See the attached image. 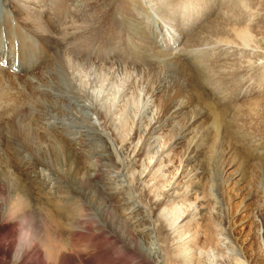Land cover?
I'll return each mask as SVG.
<instances>
[{"label": "rangeland", "instance_id": "rangeland-1", "mask_svg": "<svg viewBox=\"0 0 264 264\" xmlns=\"http://www.w3.org/2000/svg\"><path fill=\"white\" fill-rule=\"evenodd\" d=\"M10 1L0 0V86L16 100L0 103V164L6 162L0 166L1 203L15 181L27 184L34 198L46 193L70 207L75 203L89 225L52 229L54 240L81 248L90 239L103 251L95 255L100 264L110 254L124 257L122 264H163L177 227L164 220L174 215L175 205L187 206L194 220L209 218L222 248L210 252L215 262L227 264L237 254L248 264H264V0H24L27 9L36 7L32 19L46 23L49 41L17 24ZM50 6L57 9L55 18ZM243 30L247 43L237 36ZM57 48L67 51L68 73L89 81L97 100L117 106L112 111L122 115L119 127L126 123L124 144L113 129L103 128L95 102L72 90L74 80L57 61ZM74 48L84 54H68ZM24 81L33 83L35 95L28 96ZM133 97L140 98V108L132 105ZM165 103L177 106L180 116L164 117L163 130L149 134ZM21 105L28 117L37 116L32 130L59 136L11 140L10 128L25 126L13 114ZM161 138L173 152L156 191L163 203L157 205L147 188L158 180L147 173L161 154ZM146 139L145 150L154 156L150 163L138 160ZM174 197L179 204L171 203ZM29 213L16 219L15 228L29 226L45 237L48 223ZM133 234L140 253L131 259L124 244L132 245ZM11 235L12 230L0 236L1 248ZM74 261L67 256L61 264Z\"/></svg>", "mask_w": 264, "mask_h": 264}, {"label": "bare ground", "instance_id": "bare-ground-1", "mask_svg": "<svg viewBox=\"0 0 264 264\" xmlns=\"http://www.w3.org/2000/svg\"><path fill=\"white\" fill-rule=\"evenodd\" d=\"M3 1H4L3 3H5V0H3ZM10 2H11V7H13L14 10H17V19H16L17 24H19L20 26L23 25L24 27H27L28 30H30L33 33V35L36 36V37L35 36L34 37L38 38V40H39V38L41 40H45V41L52 40L47 35V33L50 34V31L47 29L46 23H44V21L41 20L40 18H39V20L38 19H32V18H34V13L36 11V7L33 9H27L25 6L27 1H24V0H11ZM93 2H95V1H93ZM97 3H99V2H97ZM95 6H96V4H94V6H91V8H93ZM183 6H185L184 2L180 4V7H183ZM97 7H98V4H97ZM50 9H51L52 18L53 17L55 18L56 12H57L56 7L50 6ZM95 10H97V9L95 8ZM189 12H191V8H189V6H188V13ZM186 16H188V15H186ZM235 29H237V28H235ZM245 32H247V31H244V32L239 31V32H237V33H239V34H237V36L239 37V39L242 38L246 42L248 39V35H247L248 32L247 33H245ZM84 34H86V32ZM87 34H89V33L87 32ZM231 35H233V34H230V37H232ZM43 37H45V38L47 37V38L44 39ZM79 37H81V36H79ZM87 38H89V37H87ZM236 38L237 37H235V39ZM23 42H28V40H26V38H25ZM57 42L53 41V43L59 44ZM80 42H83V43H81L82 45L87 43L84 36H83V38H80L79 43ZM241 43H239V44H241ZM248 44H251V43H248ZM78 46L80 47V44ZM241 46H242V44H241ZM64 48H57L54 51H56L55 56H56L57 61L61 62V64H62L61 66L63 67L64 71H66V73L69 74L70 77H72V79L74 80V83L70 84L72 90L75 93H81V94L86 95L87 97L90 98V100H89L90 102H92V103L95 102V104H94L95 111L97 113L99 120L101 121L103 128H105V130H109V131H111L113 129V131H114L113 134L115 135V139H117L120 144H124L126 142L127 129H124L123 127L125 126L126 123L124 125H121V127H119L117 122L120 120L122 115H119L118 111H112L113 107L116 108L117 106H114V102H111L110 104H108L102 99L97 100V97L99 94L96 92L97 90H95V88L90 89V83H88L89 81L87 82V81H83V80L79 79L78 76L73 75L74 71H73V73L67 72V68H69V66L65 67V63L67 61L65 58L67 56L66 55L67 49L65 48L66 50H64ZM247 48H248V46H247ZM247 48L245 47V49H247ZM75 50H76V52L78 50L80 54H84L83 53L84 51L82 52L83 49L81 50V49H75V48H74V50L69 51L68 54L69 53L74 54ZM69 62L70 61H68V63ZM127 75H129V74H127ZM134 80H135V78H134ZM24 83L26 84V88L29 92L28 96L35 95V90L31 88V85L33 83L27 82V81H24ZM134 83H135V81H134ZM103 86H104V83L102 82L100 84V86H98V88L101 89ZM28 87H29V89H28ZM124 87L125 86L123 85L122 90L124 89ZM4 89L5 88H1V86H0V103L2 101H4V102L15 101L16 99L12 95H10V97L5 95L6 91L4 92L3 91ZM121 92H123V91H121ZM43 93H44V95H43ZM117 93H119V90H117ZM149 93H151V92H149ZM127 94H130V92H128ZM127 94L125 96H128ZM39 95H42V98H45L46 100L49 99L48 97L51 96V94H49L45 91H42L41 94H39ZM59 98L62 100L61 96ZM150 98H152V97L150 96ZM139 99H135V97L131 98V100H133L132 105L136 108H140L139 106L141 105L140 104L141 102ZM68 100L69 99H67V97H66V99L64 101L69 102ZM128 100H130V99H128ZM128 100L126 102H128ZM13 105H12V109H13V107H15ZM159 109H160V114L158 116L159 118L154 123L157 126L153 124L151 126V132L149 134H152V135L155 134L156 135V134L160 133V129L164 125L163 122H164L165 118L173 119V118L179 117L180 113H181V110L177 106H173V105L167 104V103L159 105ZM121 111L122 110H120V112ZM13 114L16 117H18V116L21 117L22 123H25L24 124L25 126H17L16 124H14V126H12V128H10L11 129V135H10L11 137L10 138L13 141L23 138L24 140L29 142L31 136H36L39 140L42 141V139H44V138L47 139L48 136H50L52 138H57L59 136V135H57V133L50 132V131L48 132V134H43V132L32 130L30 128V124H32V123L37 124V121L34 120L35 118H37V116H35V118H33L32 116L28 117V113L26 112V108H24L22 105L17 106V109ZM26 122H27V124H26ZM158 128H160V129L157 130ZM161 130H163V129H161ZM0 137L2 138L3 136H0ZM162 140H163V142H162L163 149L161 148L162 149L161 154L156 157V159L154 160L155 161L154 164L152 165V167L149 168L148 173H147V176H149V178H148L149 180H153V181L155 180V182L158 180L157 183H154L149 188H147L148 191L152 193V196H154L153 200H155L157 198L154 201L157 205L160 203H163V201H161V199H159L160 196H162L161 192L156 193V191L160 189V184L162 183L161 179L164 178V173H165V172H163V168H164V166H167V162H170L169 161L170 160V153L173 150V148L170 146L167 149H165V145H167V143H165L164 139H162ZM142 144H143V148H141L142 150L139 153V159L138 160L142 159L144 161V160L148 159V161L150 163L154 156L150 154L148 149L145 150L146 149L145 146L148 147L147 139L144 140ZM14 152H16V151H14ZM7 153H9V152H7ZM95 162L99 166V163H97V162H99L97 158L95 159ZM3 163H5V165H6L5 161ZM3 163H1V164H3ZM7 163H8V161H7ZM1 164H0V166H2ZM10 165H11V167H13L12 164H10ZM2 174L3 173L1 171V175ZM95 174L98 175L99 170H97L95 172ZM3 176L4 175H2V177ZM16 182L17 181H15V184H14V191H13V188L11 186H9V189L11 190L10 191L11 194L9 193L10 196L5 198L7 200L6 203H1V200H0V236H2V234H5L8 231L12 230V235L9 239V245L7 247H5L4 249L0 247V262L1 263L10 264V262H11V264H33V262L36 261L38 258L43 257V259L45 261H47V264H61V262L63 261V259H65V257L70 256V257H73L75 259L74 264H81V263L82 264H100V262H98L99 260L96 258V256H97L96 254H101V256L104 254H103L101 247L98 246V244L95 245V244L91 243L90 239H88L89 240L88 243L85 245L83 244L81 248H76L74 246L68 245V243H65V242H63L62 244H59L54 240V235H55V233H53L54 231H51L52 229L54 230L55 228L57 229V228L63 227V225L65 226V228H69V229L80 230V228H81L84 230V228H85L84 224L86 226H88L89 222H90L88 215L84 214L79 209V207H77L75 205V203H73L71 205L72 207H70V205H69L70 203H68V200L62 201L63 198H61V197H63V196H61V195H60V198H61L60 202L59 201L56 202L54 199H52L51 196L48 197V195L46 193L42 194L43 196H40L39 194H37L36 197L34 198L31 195L32 194L31 189L27 184L25 185V183H22V182L16 183ZM170 183H168V185ZM146 187H147V185H146ZM174 187L175 186H172L170 189L174 190ZM111 195L106 193V197H108L109 199L112 198ZM55 197L59 198V196H55ZM175 201L177 202V204H179L180 200L175 198L174 200H172L171 203L174 204ZM31 210H33L35 213L38 214V216H40V220H44L48 223L47 224V230H46L47 234L43 238L40 237L41 235H39V233L37 234V233L33 232L32 231L33 228L31 229V227H29V226L26 227L23 225L19 229L15 228L16 219H18L20 217H26L27 214H30L29 212ZM171 210H173L174 215L171 216L170 218H166V220H164V221H165V224L167 226H169L170 229L172 228V226L177 224V227L174 229V233L176 235L173 236L174 238H172V240H171V241L176 240V244L174 242H172L175 244V246H174V248L172 247L173 249L167 251V253L165 254V259L162 261L163 264H221V263L215 262L214 257L209 255L211 251H213L214 249H216L218 247L220 250H222L221 245L219 243V239L212 232L213 227L210 223L209 218H206L203 220V217H201L200 221L194 220L193 219L194 215L189 217L190 212H188L187 206L182 208V206L177 207V205H175ZM163 211H165V210H163ZM163 211L160 212L161 213L160 217L165 218L166 214L163 213ZM167 213H170V212H167ZM170 214H172V213H170ZM183 216H184V218L179 223H177L178 220ZM10 221L13 223H10ZM6 225H10V226H6ZM202 227H204V229H202ZM127 231L131 232L130 230H127ZM72 232H73V230H72ZM126 233L128 234V232H126ZM82 235H83V233H82ZM117 239H118V237L115 238V240H117ZM131 240H132V245L129 243H126V244H124V246L130 248V251L132 252L130 257H131V259H133L134 255L139 256L140 251H139V248L137 245V238L134 234L131 236ZM92 244L95 245L96 247H94V248L91 247L90 245H92ZM82 249H83V251H82ZM206 253H207V257H208L207 259H206V255H205ZM111 256H112L111 254L106 256V260H107L106 264H122L121 260L124 259V257H120L121 260L118 259L119 260L118 261L116 258L114 259V257L113 256L111 257ZM103 258H105V256H103ZM226 262H227V264H248V262H246L242 257H240L237 254L236 255L234 254V255H231V257H228V260Z\"/></svg>", "mask_w": 264, "mask_h": 264}]
</instances>
